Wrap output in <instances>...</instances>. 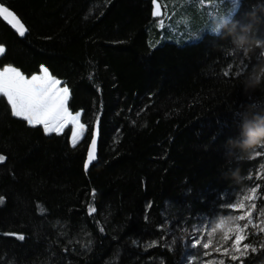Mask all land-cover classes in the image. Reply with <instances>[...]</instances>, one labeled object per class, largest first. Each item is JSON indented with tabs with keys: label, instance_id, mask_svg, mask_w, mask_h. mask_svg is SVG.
Listing matches in <instances>:
<instances>
[{
	"label": "trees",
	"instance_id": "obj_1",
	"mask_svg": "<svg viewBox=\"0 0 264 264\" xmlns=\"http://www.w3.org/2000/svg\"><path fill=\"white\" fill-rule=\"evenodd\" d=\"M0 4L26 28L0 17V68H47L85 128L72 146L70 128L47 134L0 97V264H185L194 231L212 251L241 215L250 247L223 264H264V148L240 147L264 117V84L250 87L264 49L245 55L230 34L264 39V0Z\"/></svg>",
	"mask_w": 264,
	"mask_h": 264
},
{
	"label": "snow or ice",
	"instance_id": "obj_2",
	"mask_svg": "<svg viewBox=\"0 0 264 264\" xmlns=\"http://www.w3.org/2000/svg\"><path fill=\"white\" fill-rule=\"evenodd\" d=\"M236 3V0H233ZM0 16H3L13 28L17 30L20 36L25 34L26 28L21 20L7 7L0 5ZM5 51L3 45H0V54ZM44 74L32 75L31 78H26L18 69L13 67H5L0 70V95L6 97L7 103L10 105L12 114L27 121L30 125H42L44 130L58 132L65 126L69 118L75 122L77 116H72L65 107L68 89H58L56 86L60 83L55 78L48 74L47 69H43ZM227 75V72L225 73ZM83 128V125H80ZM76 133H73V139ZM93 147L95 140L92 141ZM92 154H89V161L92 159ZM6 159L0 155V162ZM252 191H255L253 189ZM247 198V197H246ZM0 203H3V197H0ZM233 208L240 207L242 204L232 205ZM255 207V205H253ZM245 217L241 215L239 219L243 220ZM248 227L247 224L244 225ZM5 235H17L15 233H5ZM19 239L23 240L24 236L19 235ZM241 240L240 236L236 237V242ZM204 248L208 244L203 245ZM245 249L249 248V244L243 246ZM255 251V249H253ZM233 260L237 257L233 256Z\"/></svg>",
	"mask_w": 264,
	"mask_h": 264
},
{
	"label": "rangeland",
	"instance_id": "obj_3",
	"mask_svg": "<svg viewBox=\"0 0 264 264\" xmlns=\"http://www.w3.org/2000/svg\"><path fill=\"white\" fill-rule=\"evenodd\" d=\"M1 55L2 54H0V56ZM6 67H12V66H6ZM4 68H0V70H3ZM43 69H45V67H42L41 68V72L39 74H36V75H41L42 76L44 74ZM47 71H48V69H47ZM48 74L51 76L49 71H48ZM25 77L26 78H31V77H28V76H25ZM56 87L58 89L65 88L62 85L61 82ZM2 96L3 95H0V97H2ZM68 99H69V90H68V95H67L66 101H65V107L66 108H67ZM68 112L71 113L69 110H68ZM71 114H72V116H77V114H78L77 121L73 122L69 118V120L65 124V126L63 128H61L58 132H54V131H50V130L47 131V132L45 131V132L47 134L62 133L66 129L70 128L71 131H72L71 138H70V141H71L70 143H71L72 146H76L83 139L84 134H85V128L84 127L83 128L80 127V125H82L81 124V113H76V114L71 113ZM33 126H40V125H33ZM73 133H76L74 139H73ZM239 217L240 216H238V217L235 216L232 219H230L229 221H227L226 229L224 230L222 237L217 241V243L214 242V244H216V246L214 247V249L212 251L210 249L212 247V245H213L212 236L210 235L209 238H208V236L206 238V237H204V233L202 231H199V230L194 231L191 234L187 245H188L189 249H191L193 251H196V249L199 248L201 250V252H200V255L197 256V257H192V254H190L187 257V262L185 264H223V260L221 259L220 255L223 256V255H227V253H228L232 257L233 256H235V257L239 256L241 254V252H242V249H243L242 244H241L242 243V231L240 230L239 225H238L239 224ZM237 236H240L241 240L234 244ZM230 239H232L231 247L230 248H226V244H227L228 240H230ZM205 243L208 244L207 248L203 247V245ZM214 253H217V254L214 255Z\"/></svg>",
	"mask_w": 264,
	"mask_h": 264
},
{
	"label": "clouds",
	"instance_id": "obj_4",
	"mask_svg": "<svg viewBox=\"0 0 264 264\" xmlns=\"http://www.w3.org/2000/svg\"><path fill=\"white\" fill-rule=\"evenodd\" d=\"M224 17L215 18L214 21H219ZM238 23V22H237ZM220 24L216 25L214 31L218 32ZM234 37L235 48L239 51H243L245 55L254 51L255 48L264 49V39L258 38L251 25L245 26L243 34H237L235 26L230 33ZM261 84H264V64L259 66L258 73L255 79L252 81L250 87L257 88ZM247 138L240 147L243 150V156L241 160L252 159L257 155L258 148H264V117H257L255 122H250L246 125Z\"/></svg>",
	"mask_w": 264,
	"mask_h": 264
},
{
	"label": "water",
	"instance_id": "obj_5",
	"mask_svg": "<svg viewBox=\"0 0 264 264\" xmlns=\"http://www.w3.org/2000/svg\"><path fill=\"white\" fill-rule=\"evenodd\" d=\"M0 5H3V4H0ZM4 6V5H3ZM6 7V6H5ZM8 8V7H7ZM9 9V8H8ZM10 11H12L11 9H9ZM13 12V11H12ZM14 13V12H13ZM15 14V13H14ZM16 15V14H15ZM17 16V15H16ZM3 18V16H0ZM18 17V16H17ZM19 18V17H18ZM4 19V18H3ZM5 20V19H4ZM7 21V20H6ZM8 23V21H7ZM9 24V23H8ZM10 25V24H9ZM12 27V25H10ZM13 28V27H12ZM15 29V28H14ZM16 30V29H15ZM17 31V30H16ZM26 33V31H25ZM93 140H95V146L93 147L92 145V142L89 146V150H88V156H87V162H86V167H88L90 164H92L95 160H96V157H97V140H98V137H95ZM92 140V141H93ZM92 154V159L91 161H89V154Z\"/></svg>",
	"mask_w": 264,
	"mask_h": 264
},
{
	"label": "crops",
	"instance_id": "obj_6",
	"mask_svg": "<svg viewBox=\"0 0 264 264\" xmlns=\"http://www.w3.org/2000/svg\"><path fill=\"white\" fill-rule=\"evenodd\" d=\"M6 98V97H5ZM40 126H42V125H40Z\"/></svg>",
	"mask_w": 264,
	"mask_h": 264
}]
</instances>
